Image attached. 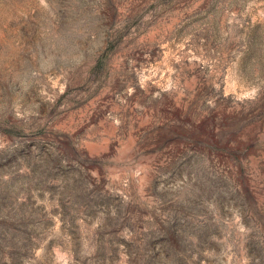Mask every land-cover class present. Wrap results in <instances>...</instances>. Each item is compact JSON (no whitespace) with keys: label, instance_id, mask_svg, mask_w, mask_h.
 <instances>
[{"label":"rangeland","instance_id":"rangeland-1","mask_svg":"<svg viewBox=\"0 0 264 264\" xmlns=\"http://www.w3.org/2000/svg\"><path fill=\"white\" fill-rule=\"evenodd\" d=\"M0 264H264V0H0Z\"/></svg>","mask_w":264,"mask_h":264}]
</instances>
